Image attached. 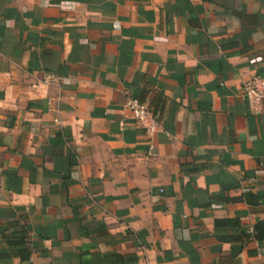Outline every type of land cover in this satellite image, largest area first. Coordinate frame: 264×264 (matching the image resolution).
Here are the masks:
<instances>
[{
    "label": "crops",
    "instance_id": "0c3cea01",
    "mask_svg": "<svg viewBox=\"0 0 264 264\" xmlns=\"http://www.w3.org/2000/svg\"><path fill=\"white\" fill-rule=\"evenodd\" d=\"M252 75L264 0H0V264H264Z\"/></svg>",
    "mask_w": 264,
    "mask_h": 264
},
{
    "label": "built area",
    "instance_id": "2783aa9c",
    "mask_svg": "<svg viewBox=\"0 0 264 264\" xmlns=\"http://www.w3.org/2000/svg\"><path fill=\"white\" fill-rule=\"evenodd\" d=\"M118 21L112 22V28L118 29ZM239 95L244 99L249 108L259 113L262 110L264 102V76L252 75L251 77L242 81L239 88ZM125 106L129 110L134 122L143 130L148 137V147L146 154L153 156L152 136L161 128L160 122L156 119L149 107L142 101L136 98H128ZM247 264H259L257 260H251Z\"/></svg>",
    "mask_w": 264,
    "mask_h": 264
}]
</instances>
